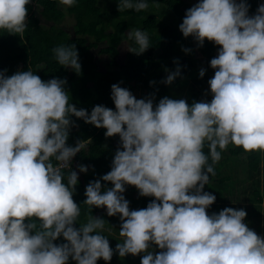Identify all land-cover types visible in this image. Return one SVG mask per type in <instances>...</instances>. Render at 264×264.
Returning a JSON list of instances; mask_svg holds the SVG:
<instances>
[{
	"label": "clouds",
	"instance_id": "obj_1",
	"mask_svg": "<svg viewBox=\"0 0 264 264\" xmlns=\"http://www.w3.org/2000/svg\"><path fill=\"white\" fill-rule=\"evenodd\" d=\"M30 2L0 0V30L23 39ZM59 3L70 7L76 0ZM117 6L120 12L149 8L148 0H118ZM249 8L248 0H197L179 24L197 46L206 39L219 46L210 60V100L165 95L156 102L155 93L137 98L113 83L115 107L96 104L89 112L70 102L64 78L44 80L30 67L10 75L0 70V264H97L111 261L114 251L144 253L141 264H264V235L245 222L246 209L209 214L217 197L205 190L229 145L264 154V3L251 15ZM150 45L138 27L123 43L136 54ZM52 53L80 72L76 45L60 44ZM180 67L166 69L163 82L171 84ZM205 72L202 67L199 75ZM73 116L120 138L110 171L86 185L80 203L73 198L79 173L72 161L86 140L67 143ZM126 185L154 199L131 209ZM81 203L119 215L123 239L115 249L104 217L80 222Z\"/></svg>",
	"mask_w": 264,
	"mask_h": 264
},
{
	"label": "trees",
	"instance_id": "obj_2",
	"mask_svg": "<svg viewBox=\"0 0 264 264\" xmlns=\"http://www.w3.org/2000/svg\"><path fill=\"white\" fill-rule=\"evenodd\" d=\"M110 1L116 3L112 10L104 8L101 0H76L73 6H67L68 14L74 18L73 29L68 30L60 25L67 12L59 0H31L27 5L28 20L23 39L18 34L0 30V70L7 69V74L10 75L30 67L44 80L53 77L64 78L67 81L65 87L70 102L75 103L77 107L88 109L89 112L96 104L115 107L111 98L113 83H120L134 95L140 91L139 98L155 93L156 102L165 95L186 98L189 103L201 100L206 82L214 75L215 70L210 66V60L218 54L219 46L207 39L202 46H197L192 36L185 37L179 29L186 9L191 7L188 4L191 0H148V9L141 11L126 9L121 12L118 10V0ZM248 3L250 14L253 8L258 7V3L252 0H248ZM154 4L167 7L179 22L167 21L166 12L162 21L159 18L158 6ZM129 26L146 31L151 45L141 54L127 50L126 61L120 62L118 55ZM60 44L76 45L81 63L79 73L60 65L54 59L52 49ZM98 47L100 52L109 55L108 67L105 70L101 69L96 58L95 49ZM184 48H191V53L196 48L202 56L187 54ZM178 64L181 66V75L171 84L164 83L163 80L168 75L166 69L175 71ZM201 66L206 69L203 77L199 75ZM184 88L186 90L183 91ZM186 94L187 97H183ZM72 118L76 123L70 129L67 143L73 145L78 139L86 140L85 149L77 153L72 161V167L79 173V182L73 198L80 203L86 199V185L110 171L115 151L120 147V138L118 134L105 136V128L85 122L83 118L75 116ZM204 151L208 152L207 147ZM225 152L215 165L216 175L210 177V185L214 188L217 199L223 204L230 199V192L234 196L231 188L235 189V181L231 175L223 172V166L229 159L236 158L241 161L243 159L248 172L244 179L248 183L246 189L242 190L244 196L240 199L249 200L252 204L261 203L264 198L260 188L264 177V154L248 153L236 146L229 149L226 157ZM80 164L87 165L88 171L81 172L78 167ZM69 170L64 169L65 172ZM102 183L111 186L110 182ZM206 187L207 185L205 189ZM131 193H135L133 199L138 203L137 209L146 207L147 203L154 199L151 196L140 195L134 185H126L125 197ZM80 207V222H86L89 215H96L104 217L105 224H108L117 216H108L106 207H93L89 210L83 203ZM104 234L108 233L104 230ZM62 240V237L59 238L57 243ZM120 260L121 263L114 251L111 261L101 258L97 264H131L129 258ZM69 264H75V261L70 260Z\"/></svg>",
	"mask_w": 264,
	"mask_h": 264
},
{
	"label": "rangeland",
	"instance_id": "obj_3",
	"mask_svg": "<svg viewBox=\"0 0 264 264\" xmlns=\"http://www.w3.org/2000/svg\"><path fill=\"white\" fill-rule=\"evenodd\" d=\"M255 3H258V5L260 3H264V0H252ZM197 2V0H191L189 1V6H192L193 4H195ZM101 5L109 10H112L115 8L116 3L112 2L110 0H101ZM156 7L158 6V14H159V18L163 21L164 18V13L166 12L167 14V21L173 23L175 22H179V20L177 21V19L174 17V15L170 12V10L165 7L164 5L162 6L161 4H154ZM67 6H64L65 11L67 12ZM257 7L253 8L252 11H250V14H254L256 11ZM166 21V20H165ZM73 24H74V18L72 15L68 14L65 17V19L63 20V22L60 24L62 27L68 29V30H72L73 29ZM134 28L133 26H129V28L127 29V32L131 29ZM125 41V40H124ZM124 43V42H123ZM130 43V42H128ZM104 45V44H102ZM105 46V45H104ZM101 47V45H100ZM100 47L95 49V54H96V58L99 61L100 65H101V69L105 70L108 67V62H109V55L100 52ZM126 52L127 49L123 46L121 47L120 50V54L118 55V60L120 62H125L126 61ZM187 54H191V55H197V56H202L201 53L199 52L198 49L194 48L193 52H186ZM203 67V66H201ZM185 82V81H184ZM183 82V83H184ZM182 86V85H181ZM187 88V87H186ZM186 88L183 89L186 90ZM206 90H209L206 92ZM181 91V89H180ZM141 92L138 91L136 92V96L137 98H139ZM183 97H187L186 95H183ZM202 99H211V93H210V86L208 84V81L206 82L205 85V89L201 95ZM234 145H229L228 149L225 152V156L226 157L228 155L229 149L231 147H233ZM223 172L226 173V175H231L232 176V180H234L235 184L234 187L235 189L231 188L234 191V196L232 195V193L230 192V199L227 201L226 206H232L235 208H246V211L248 212V215L246 216V223L249 225L250 228L256 230L257 228H260V233L262 235H264V201L263 203H261V209L258 208V206L254 207L249 200L247 201V203H245V201L242 202H237L239 197H243L244 194H242V190L246 189V185L248 182H245L244 179L247 176V165L244 163L243 159L242 161L240 159H236V158H231L227 161V163L223 166ZM230 181V180H227ZM226 181V182H227ZM261 187H264V177H263V181L261 184ZM206 191H210V192H214V188L211 185H207ZM135 197V193H131L127 196V199L130 201V208L131 209H137L138 203H136L134 201ZM245 206V207H244ZM220 208H222L221 206H219L217 203H213L209 209L208 212L209 214H211L212 212H218L220 210ZM120 219H119V215L116 216V219L112 220L111 223L105 224V231L106 233H108L107 235L109 236V241H110V245L113 247V249H115V245L120 242L119 240L122 241V237L119 235V227H120ZM160 249L155 248L154 246V251H159ZM115 253L118 255L119 258V263H121L120 258L125 259V258H129L131 261V264L135 263V264H141V256L144 253H140L139 255H133V254H127L124 257H120L118 252L115 251Z\"/></svg>",
	"mask_w": 264,
	"mask_h": 264
},
{
	"label": "crops",
	"instance_id": "obj_4",
	"mask_svg": "<svg viewBox=\"0 0 264 264\" xmlns=\"http://www.w3.org/2000/svg\"><path fill=\"white\" fill-rule=\"evenodd\" d=\"M262 184V183H261ZM260 188H261V193H262V196L264 197V187H261L260 186ZM249 189V188H248ZM242 201H245V200H242V199H240V197L238 198V200H237V202L239 203V202H242ZM263 201H264V198H263ZM263 201L261 202V203H263ZM250 202V201H249ZM214 203H217L219 206H221L222 208H224V207H226V204L225 203H221V201H219L218 199H216V201L214 202ZM245 203H247V201H245ZM251 203V202H250ZM261 203H256V204H252L254 207H256V206H258V208L259 209H261ZM232 207V206H231ZM245 207V206H244ZM222 208H220V210L222 209ZM239 208H240V205H239ZM246 209V208H245ZM247 215H248V212H247ZM245 221H246V217H245ZM258 234H260V235H262L261 233H260V228H257L256 230H255Z\"/></svg>",
	"mask_w": 264,
	"mask_h": 264
},
{
	"label": "built area",
	"instance_id": "obj_5",
	"mask_svg": "<svg viewBox=\"0 0 264 264\" xmlns=\"http://www.w3.org/2000/svg\"><path fill=\"white\" fill-rule=\"evenodd\" d=\"M74 158H75V157H74ZM74 158H73V159H74Z\"/></svg>",
	"mask_w": 264,
	"mask_h": 264
}]
</instances>
